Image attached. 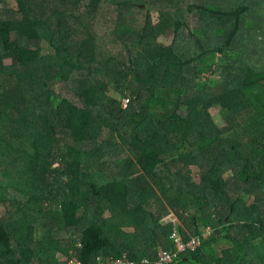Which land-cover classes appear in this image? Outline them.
Masks as SVG:
<instances>
[{"label":"trees","instance_id":"16d2710c","mask_svg":"<svg viewBox=\"0 0 264 264\" xmlns=\"http://www.w3.org/2000/svg\"><path fill=\"white\" fill-rule=\"evenodd\" d=\"M7 1L0 264H264V0Z\"/></svg>","mask_w":264,"mask_h":264},{"label":"built area","instance_id":"2783aa9c","mask_svg":"<svg viewBox=\"0 0 264 264\" xmlns=\"http://www.w3.org/2000/svg\"><path fill=\"white\" fill-rule=\"evenodd\" d=\"M167 219L171 221H175L177 217L174 213L170 212L166 216ZM178 228V224H175L174 231L171 234V238L174 240L175 248L174 249H165L160 248L157 257L152 262L153 264H169L173 260H175L181 253L186 252L188 250H196L198 249L205 238L209 236L211 233L209 226L204 228L200 235L192 236L191 238L184 240L180 233L176 230ZM149 258H144L143 263L149 264ZM65 262L67 264H84L77 257L66 258ZM99 264H136V261L130 259L127 254H123V256L118 257L113 260H104L98 261Z\"/></svg>","mask_w":264,"mask_h":264},{"label":"rangeland","instance_id":"374dc122","mask_svg":"<svg viewBox=\"0 0 264 264\" xmlns=\"http://www.w3.org/2000/svg\"><path fill=\"white\" fill-rule=\"evenodd\" d=\"M160 1V0H159ZM212 2V0H185V17L188 19L186 20L187 21V24L190 28H194V27H198L199 24H198V19L196 17H199L198 14L196 13H193L194 10L197 8L198 5H204L206 3H209ZM8 5L9 7L11 8H16V2L15 0H8ZM211 4V3H209ZM188 5H191V9L190 11H188L186 8ZM153 17V22L154 23H157L158 21V14L154 13L151 15ZM172 39H173V30H169L167 33H165L164 35L160 36V38L158 39V42L162 45V46H167L169 44H171L172 42ZM6 63H9L8 61ZM211 113L213 115V117L215 118L218 126L222 127L225 125V122L224 120L222 119V116L220 114V111L219 109H212L211 110ZM190 174L192 175V177L199 181L200 179V171L198 168L196 167H191V170H190ZM225 177L228 179V177H230V173L225 172ZM5 215V210L4 208L2 207V205L0 204V218L3 217ZM64 257H62L60 260H62ZM63 262V261H62ZM143 263V261H142ZM96 264H99L98 262Z\"/></svg>","mask_w":264,"mask_h":264},{"label":"crops","instance_id":"0c3cea01","mask_svg":"<svg viewBox=\"0 0 264 264\" xmlns=\"http://www.w3.org/2000/svg\"><path fill=\"white\" fill-rule=\"evenodd\" d=\"M178 225H179V224H178ZM176 230L178 231V233H180L178 228H176ZM173 231H174V230H173ZM173 231H172V232H173ZM171 234H172V233H171ZM180 235H181V233H180ZM194 236H196V235H194ZM181 237H182V236H181ZM191 237H192V236H191ZM191 237H190V238H191ZM182 238H183V237H182ZM82 245H83V244H82L81 242H79V247H82ZM72 253H74V252L72 251ZM63 256H64V258H63L61 261H65L66 258H70V257H77L80 261H82L77 255H74V254H72V255H70V256H68V255H67V256L63 255ZM178 257H179V256H178ZM178 257H177V258H178ZM61 258H62V257H61ZM117 258H118V257H117ZM177 258H176V259H177ZM113 259H116V258H114V257H111V258H103V257H100V258L98 259V261L113 260Z\"/></svg>","mask_w":264,"mask_h":264}]
</instances>
